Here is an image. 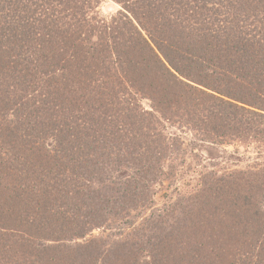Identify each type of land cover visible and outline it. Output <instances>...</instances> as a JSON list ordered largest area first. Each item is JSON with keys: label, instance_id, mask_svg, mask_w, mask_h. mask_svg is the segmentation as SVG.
<instances>
[{"label": "trees", "instance_id": "trees-1", "mask_svg": "<svg viewBox=\"0 0 264 264\" xmlns=\"http://www.w3.org/2000/svg\"><path fill=\"white\" fill-rule=\"evenodd\" d=\"M116 1L122 9L104 17L99 0H0L3 247L14 241L33 249L45 225L49 240L89 237L86 254L118 261L103 258L102 247L113 242L89 235L97 227H132L136 213L154 209L145 183L174 175L184 152L179 137L162 133L180 112L165 113L172 102L184 101L180 123L201 141L238 139L263 154L264 0ZM193 84L219 95L204 96ZM259 162L238 175L228 169L204 178L207 210L194 213L190 196L178 214H150L141 237L134 228L128 236L116 232L122 247L138 246L153 231L159 264H264ZM10 253H0V264H12L3 260ZM70 255L56 260L50 251L39 259L73 264ZM27 256L20 255L23 264H33Z\"/></svg>", "mask_w": 264, "mask_h": 264}, {"label": "rangeland", "instance_id": "rangeland-1", "mask_svg": "<svg viewBox=\"0 0 264 264\" xmlns=\"http://www.w3.org/2000/svg\"><path fill=\"white\" fill-rule=\"evenodd\" d=\"M226 3L228 4L229 2L226 0ZM120 9H122V5L116 0H99L98 10L100 11V14L104 17H110L112 15H116ZM144 33H145L144 35L148 37L145 31ZM156 51L158 57L162 59L163 62L165 63L166 60L159 51V49ZM157 69H160V71L162 72L161 64H159L158 61H157ZM172 70L174 71V69ZM129 71L131 75L136 73V71H132V70ZM193 73L197 74V72H192V74ZM213 74L214 73H211L208 78L212 79L211 76ZM210 82L213 83L212 80H210ZM193 85L196 86L197 88L196 92H198L200 89L203 90L206 94L204 96L210 95L211 93H215L219 95L213 89L206 88L199 84H193ZM180 86L182 85H179V87ZM189 89H191V87ZM181 91L182 90H177V92H181ZM175 94L177 93L176 92L170 93V97L173 98L174 100L177 98ZM204 102L205 105H207L212 103L213 101L209 100ZM140 103L142 107L150 109L151 105L149 103H152V101L148 99H143L141 100ZM155 104L157 105V103ZM185 106L186 104H184V101L182 100L176 101V103L172 102L171 104H168L170 111L165 112L168 114H173L174 111H176V109L179 107V109H177V112L179 111L180 112L178 113V115L176 114L174 116L175 121L174 122L168 121L167 123L164 121L165 125L163 128H162L163 121L161 119L160 122L158 121L156 123V126L158 128L157 130H161L162 128L163 135L167 134V136L170 137L172 136V139L173 138L177 139L179 137L183 141L182 148L184 149V152L181 149L183 154H180L179 158L177 159L178 165L175 169L174 175L172 176L168 175L167 178L163 179L162 181L158 180L154 183H149V182L145 183L149 188H151L150 191L153 192L152 207L154 209L151 208L148 210L147 208H144L140 213H136V216L132 218L135 225L129 228L130 229L134 228L137 231L139 237L142 236L140 230L142 228V222L143 224L144 223L146 224L148 220L153 219V217H150V214H154L156 216L155 217L156 219L162 218L160 216H164V214H166L170 210L178 214L179 210L183 211L188 209V207L186 209L184 207H186L185 204L190 196L196 199V203L193 206L194 213L198 211L202 212V210H207L210 206H208V204L204 205L205 201L203 198H206V196L201 195L203 192L202 191L203 189L201 187L204 186V181H203L204 178H208V176H210L211 174H218L219 176H221L228 169L229 172L232 171L231 174L232 173L237 174L239 173L240 170L248 168L257 161H260L259 163L264 162V151L263 154H259L257 148L256 150L254 149V147L249 148L248 146H246L248 143H245V145H243L242 143L237 142L238 139H233L230 140V142H224L222 144L211 143L210 141H204V142L201 141L198 138V134H194L192 131H188L186 129V126H183L180 123L181 112L182 113L186 112V110H184ZM10 118H12V116H9V119ZM255 144L257 147L260 144V141L258 143L253 142V145ZM192 148H194V150H191ZM136 151L139 150H137L136 148ZM5 154L6 153H2L0 155V158L1 157L6 158ZM9 161H11L10 158L7 160V162ZM10 163H12V161ZM37 181L38 183H40L41 187L44 186L45 182L42 183L41 180H37ZM177 218L178 221L181 220L180 219L181 216ZM174 220L175 222H178L177 219ZM163 226L165 227V229H169L170 225L169 223H164ZM129 228L120 227V229L118 228L117 230H115L114 228L97 227L89 235L91 237H96L98 235L103 236L104 237L103 239H105L106 241L109 239L110 242H113L111 246L108 244L112 249H108L107 247H102L104 250L103 258L104 257L107 258L108 256H111L112 260L114 258L118 259V261L116 262L111 261L110 263H108L105 260L103 261L100 260V258H97L96 251L94 252V254L93 251L86 254L83 245L84 243L87 242V239L89 237H85L83 239H77L76 237L72 239L71 243H65V244L49 240L48 238L50 236L48 234L50 232V229L47 228V226L45 225L42 227V229H44L42 230L44 231L43 233H39V229H38L37 233L39 235L41 234L43 239L36 240L34 242L35 244L33 245V249L31 247L30 248L27 247V250L21 249L20 247L15 246L14 241H9L8 242L9 244L6 245L10 247H3L4 245L0 244L2 245V247L0 248V253L9 254L10 251L12 250L10 255H15V257L10 255L3 256L4 257L3 260H6V257L11 258L12 264L24 263V261L21 260L20 258V255L22 253H24L26 256L28 255L27 256L28 260H30L31 263L34 261L33 264H62V262H54V261L46 262L43 259H39L40 256L43 257L44 255L47 254V252L50 251L51 254L53 255L56 254V260H60L61 258H63L65 253L71 254L70 255L71 258L68 259V262H73V264H159L157 259L160 258L158 255L160 254L161 246L156 243L157 242L155 240L156 234L153 231L152 233L148 234V236L143 237L141 239V244H138V246H135L134 248L122 247L120 242L121 236L116 232L122 231L124 233H127L128 231H130ZM108 231L111 232L110 235L108 234ZM1 234L2 232L0 231V235ZM125 236H128V233ZM79 245L80 246L82 245V247L80 248ZM106 249H108L109 252ZM37 253H43V254H40V256L38 257L35 255ZM155 256H157L156 257L157 259L154 258ZM36 258L39 260H35ZM229 264H240V263L230 262Z\"/></svg>", "mask_w": 264, "mask_h": 264}]
</instances>
